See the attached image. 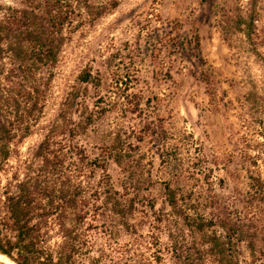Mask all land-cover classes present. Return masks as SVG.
<instances>
[{
  "label": "rangeland",
  "instance_id": "1",
  "mask_svg": "<svg viewBox=\"0 0 264 264\" xmlns=\"http://www.w3.org/2000/svg\"><path fill=\"white\" fill-rule=\"evenodd\" d=\"M247 6L248 0H119L100 18L72 28L39 125L9 165L32 157L60 110L77 122L86 108L91 123L74 141L90 157H102L119 135L139 160L140 232L157 231L166 241L153 221L169 213V184L192 210L246 231L234 246L240 264H264V204L250 195L248 175L256 168L244 139L257 137L242 122L246 93L263 92V69L240 34L224 39L218 25L224 12ZM85 72L93 82L80 80ZM106 167L112 186L123 191L126 174L111 160ZM258 168L264 177L262 163ZM102 178L97 170L91 182Z\"/></svg>",
  "mask_w": 264,
  "mask_h": 264
},
{
  "label": "trees",
  "instance_id": "2",
  "mask_svg": "<svg viewBox=\"0 0 264 264\" xmlns=\"http://www.w3.org/2000/svg\"><path fill=\"white\" fill-rule=\"evenodd\" d=\"M118 2L96 6L93 0H17L15 5L0 1V254L14 264H240L234 246L246 231L227 218H208L192 210L169 184L164 186L169 213L153 221L154 228L165 230L166 241L157 231L138 230L139 160L119 135L102 157H90L74 141L91 123L86 108L77 122L60 110L45 127L32 157L9 165L23 138L39 125L68 33ZM262 2L248 0L245 10L224 12L218 25L224 39L232 34L243 37L264 77ZM80 80L94 78L85 72ZM244 100L247 118L242 122L257 137L251 141L244 136L256 168L248 175L250 195L264 204V177L258 168V163L264 166V89L261 94L247 92ZM109 160L126 174L123 191L110 183ZM97 170L103 178L93 184ZM148 206L155 213V205Z\"/></svg>",
  "mask_w": 264,
  "mask_h": 264
},
{
  "label": "bare ground",
  "instance_id": "3",
  "mask_svg": "<svg viewBox=\"0 0 264 264\" xmlns=\"http://www.w3.org/2000/svg\"><path fill=\"white\" fill-rule=\"evenodd\" d=\"M0 264H14L8 257L0 254Z\"/></svg>",
  "mask_w": 264,
  "mask_h": 264
},
{
  "label": "water",
  "instance_id": "4",
  "mask_svg": "<svg viewBox=\"0 0 264 264\" xmlns=\"http://www.w3.org/2000/svg\"><path fill=\"white\" fill-rule=\"evenodd\" d=\"M13 262V261H12ZM14 263V262H13Z\"/></svg>",
  "mask_w": 264,
  "mask_h": 264
}]
</instances>
